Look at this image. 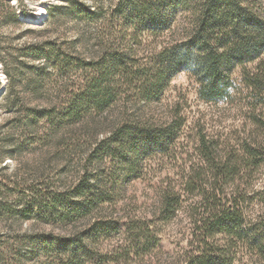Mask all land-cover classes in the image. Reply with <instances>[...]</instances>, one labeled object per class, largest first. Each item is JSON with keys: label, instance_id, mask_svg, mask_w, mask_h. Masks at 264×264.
Here are the masks:
<instances>
[{"label": "rangeland", "instance_id": "374dc122", "mask_svg": "<svg viewBox=\"0 0 264 264\" xmlns=\"http://www.w3.org/2000/svg\"><path fill=\"white\" fill-rule=\"evenodd\" d=\"M10 1L17 9L18 17L23 15L24 23L15 25L0 18V47H14L10 50L12 56H5L13 66L23 61L28 66L45 67L42 75L31 77L33 82L37 79L43 85L38 94L41 95L39 104L50 108L54 105L65 107L73 95L88 94L92 80L107 73L110 59L123 54L130 42L134 45L132 58L135 65L150 63L153 67L150 66L146 73H155L154 66H159L161 60L158 55L166 48L185 41L195 19V13L178 0H171L166 10L169 22L161 30L142 29L139 24L126 21L124 15L117 11L121 0H72L71 4L67 0H22V4L19 0ZM240 1L256 16L264 18V0ZM40 5L46 7L47 14L37 22L28 21L24 15L35 14ZM79 5L98 10L101 18L95 21L87 19L82 12L76 11ZM53 6L54 17L51 18L49 13ZM136 30L141 32L133 39ZM47 41L57 43L69 58L55 67L52 60L37 59L30 54L22 56L16 51L25 45ZM81 59L89 64L81 65ZM127 71H130L129 67L123 66L105 81L115 93L105 110L88 114L76 124H69L64 130L66 133L61 131L52 141L46 140L40 146L28 148L16 158L7 156L3 164H7L6 172L9 174L18 166L20 177L28 181L40 166L46 176L44 185L54 184L60 191L76 185L87 167L97 177L93 184L95 190L106 191L107 199L105 197L106 200L87 216L75 218L70 228L81 232L96 220L112 227L92 240V254L85 264H183L195 247V221L201 219L203 212L199 209L198 215L192 211L200 203L201 195H189L182 186L186 171L200 160L196 152L199 132L203 131L210 138L218 137L235 143L254 129L255 118L260 123L264 121V51L256 60L231 69L233 84L229 96L224 99L208 100L201 95L204 76L191 68L173 74L163 84L159 95L147 102L141 94L146 74L141 75L140 72L139 75L144 78L132 81L128 79ZM26 75L16 76L12 95H36L34 85L25 86L29 82ZM252 76H258L256 89L249 86ZM8 81L0 60V99L6 94ZM176 108L184 117V124L168 150L157 149L142 157L132 172L127 171V166L117 158H105L100 168L91 162L96 144L112 133L116 122L137 118L145 124L160 125L170 121ZM10 112V108L0 107V123L3 116ZM48 127H45V135L50 133ZM263 184L264 170L256 188L263 190ZM171 186L179 189L182 197L175 214L166 218L162 213V202L164 192ZM250 214L255 219L264 218V195L252 204ZM141 222L149 225L155 241L158 240L144 253L139 246L142 239L137 228ZM0 232L3 234L0 250L6 251L4 259L0 258V264H68L65 256H58L55 252L41 258L32 255L29 247L22 249L19 257L8 252V249L17 246L18 236L26 233L68 234L69 229L60 223L32 219L14 225L12 219H0ZM216 237L223 238L221 235Z\"/></svg>", "mask_w": 264, "mask_h": 264}, {"label": "trees", "instance_id": "16d2710c", "mask_svg": "<svg viewBox=\"0 0 264 264\" xmlns=\"http://www.w3.org/2000/svg\"><path fill=\"white\" fill-rule=\"evenodd\" d=\"M67 2L71 4L73 1ZM178 2L192 10L195 19L185 41L166 48L158 55L161 60L159 66H154L155 73H146L150 66L153 67L150 63L135 65L132 58L134 45L130 42L123 54L110 59L107 73L92 80L90 92L73 95L65 107L54 105L50 108L39 104L41 95L38 94L43 85L37 79L33 82L31 75H42L45 67L28 66L23 61L13 66L5 56H12L10 50L14 47H0L3 70L9 77L0 107L11 110L0 123V219H12L14 225L32 219H44L69 229L66 235L34 232L18 236L17 246L8 249L14 257L21 256L22 249L29 247L30 253L38 258L55 252L58 256H65L68 264H85L92 254V240L99 238L112 226L96 220L81 232H74L70 228L75 218L87 216L107 199L106 191L95 190L93 184L97 177L88 167L76 185L60 191L54 184L44 185L46 176L40 166L33 171L35 174L30 181L20 177L18 166L13 173H7V164H3L7 156L16 158L28 148L40 146L46 140L52 141L69 124H76L84 120L86 115L109 107L115 93L105 81L123 66L129 67L127 75L132 81L144 78L139 75L140 72L141 75L146 74L147 77L142 80L141 94L147 102L159 95L163 84L173 74L191 68L204 76L201 95L208 100H216L229 96L233 84L231 69L234 66L261 56L264 51V18L256 16L240 0ZM170 3L171 0H121L117 11L124 15L126 21L137 23L142 29L161 30L169 22L166 10ZM77 8L76 11L82 12L89 20L101 18L96 9L82 5ZM54 9V6L50 9L51 18L54 17ZM0 14L4 22L7 20L15 25L24 23L10 0H0ZM140 32L136 30L133 39ZM16 51L22 56L30 54L37 59L52 60L55 67L69 58L66 51L53 41L25 45ZM79 63L89 64L82 59ZM16 74L29 77L25 86L34 85L33 92L36 95H12ZM257 77L249 79V86L254 89L258 88ZM31 103L33 105H29ZM178 109L173 111L170 121L160 125L145 124L137 118L116 122L112 133L96 144L91 162L100 168L105 158H117L127 166V171H134L142 157L157 149L166 151L176 141L184 124V117ZM47 126L50 133L45 135ZM254 126L247 137L235 143L218 137L210 138L203 131L199 132L196 152L200 160L186 171L182 186L189 195H201L200 203L192 211L197 214L202 209L203 212L201 219L195 221V249L183 264H264V218L255 219L250 214L252 204L264 195V184L263 190L256 188L264 170V121L260 123L255 118ZM75 196H80V199ZM181 197L179 189L172 186L164 192L162 213L166 218L175 214ZM137 228L142 239L139 240V246L144 253L158 240L155 241V235L145 222H141ZM2 235L0 232V240ZM217 235L223 237V242L217 239ZM5 255L6 251L0 250V258L4 259Z\"/></svg>", "mask_w": 264, "mask_h": 264}, {"label": "bare ground", "instance_id": "6f19581e", "mask_svg": "<svg viewBox=\"0 0 264 264\" xmlns=\"http://www.w3.org/2000/svg\"><path fill=\"white\" fill-rule=\"evenodd\" d=\"M47 14V9L46 7L40 5L39 11H37L35 14L32 15H24V17H28V21L30 22H37L39 20L43 19V16ZM23 16V15H22Z\"/></svg>", "mask_w": 264, "mask_h": 264}, {"label": "built area", "instance_id": "2783aa9c", "mask_svg": "<svg viewBox=\"0 0 264 264\" xmlns=\"http://www.w3.org/2000/svg\"><path fill=\"white\" fill-rule=\"evenodd\" d=\"M22 20H23V18H22V15H21V17H20Z\"/></svg>", "mask_w": 264, "mask_h": 264}]
</instances>
